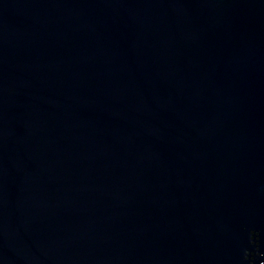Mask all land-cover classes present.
Instances as JSON below:
<instances>
[{"label":"water","instance_id":"water-1","mask_svg":"<svg viewBox=\"0 0 264 264\" xmlns=\"http://www.w3.org/2000/svg\"><path fill=\"white\" fill-rule=\"evenodd\" d=\"M0 264H264V0H0Z\"/></svg>","mask_w":264,"mask_h":264}]
</instances>
